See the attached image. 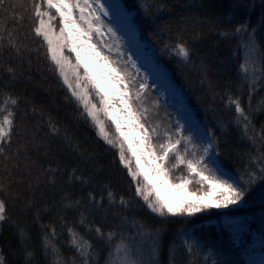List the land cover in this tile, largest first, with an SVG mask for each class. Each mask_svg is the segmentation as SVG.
Segmentation results:
<instances>
[{"label":"snow or ice","instance_id":"obj_1","mask_svg":"<svg viewBox=\"0 0 264 264\" xmlns=\"http://www.w3.org/2000/svg\"><path fill=\"white\" fill-rule=\"evenodd\" d=\"M262 86L264 0H0V264H264Z\"/></svg>","mask_w":264,"mask_h":264},{"label":"trees","instance_id":"obj_2","mask_svg":"<svg viewBox=\"0 0 264 264\" xmlns=\"http://www.w3.org/2000/svg\"><path fill=\"white\" fill-rule=\"evenodd\" d=\"M235 44H236L235 40L231 41L230 44L225 43V42L217 43V37L213 33H210V32L207 33V35L205 37H203L196 44V47L198 49H200V51H202V52H209L215 48V50L218 52L217 61L220 59L221 55L229 57V70L227 72H212L211 76H212V80L214 83L218 80H221V77H223L224 80L231 79L233 81L231 87H233V88L235 87V83H236L235 70H236V67L239 63V54H237L236 57H232V54L229 51L230 46L235 45ZM209 59H211V57H209ZM164 62L166 64L167 68L169 69V71L173 73L177 85H179L182 88L185 96L187 97V100L190 102L192 107L194 109H196V112L199 115V118L201 120H204L205 115L202 111H200L199 106L196 103L195 93L192 92L187 86L184 85L182 77H181L178 69L175 66V62L173 60H168L167 58H164ZM212 67L216 68L217 63L213 62ZM220 86L224 87L225 84L222 82ZM245 88H246V84H245ZM262 94H264V86H262L259 90H257L254 93V95L252 97L253 103H255L256 100H258ZM56 114L59 117H63L65 122L71 123V121L69 120L68 114L64 110V108L57 110ZM208 119L209 120L211 119L210 113L208 114ZM72 127H74L76 129L77 134L82 139L85 138L86 134H87V139L89 141L92 139L91 130L87 129L86 126L83 124V122H80V125L78 127L75 124H72ZM241 147H243V145H241ZM238 162H239V160H238ZM190 223L191 224H204L205 221L204 220H192ZM28 226H29V229H30L31 234H32L31 243L33 245H35L38 242L39 226L31 222V217H29V225ZM178 226H179L178 224H170V225H168V229L170 231L171 229L178 227ZM208 230H209V232H212L211 228H209ZM0 239H2V237H0ZM56 243L60 247L64 256L67 257L68 255L71 254L70 249L67 247L64 240L61 239L59 235L57 236ZM100 259L102 261L103 251H101ZM36 264H46V261H45V258L43 257V255L38 253L37 258H36Z\"/></svg>","mask_w":264,"mask_h":264}]
</instances>
